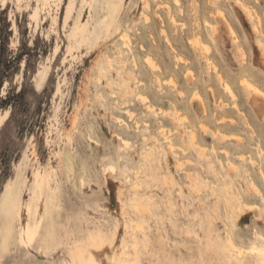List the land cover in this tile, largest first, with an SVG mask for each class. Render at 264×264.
<instances>
[{"label": "rangeland", "instance_id": "374dc122", "mask_svg": "<svg viewBox=\"0 0 264 264\" xmlns=\"http://www.w3.org/2000/svg\"><path fill=\"white\" fill-rule=\"evenodd\" d=\"M246 74L264 89V0H0V264H74L77 247L97 264L122 251L138 264H256L264 106L240 87ZM28 222L36 237L22 245Z\"/></svg>", "mask_w": 264, "mask_h": 264}, {"label": "bare ground", "instance_id": "6f19581e", "mask_svg": "<svg viewBox=\"0 0 264 264\" xmlns=\"http://www.w3.org/2000/svg\"><path fill=\"white\" fill-rule=\"evenodd\" d=\"M176 2H179V0H175ZM238 0H236V2H237ZM49 2V0H43V4H47ZM242 3V2H241ZM240 4V3H239ZM241 5V4H240ZM244 7H245V5H243ZM242 6V7H243ZM38 8V7H37ZM36 8V11H35V14H38V9ZM249 9V8H248ZM217 12H218V10H217ZM224 12L225 11H223L222 9H221V11H220V9H219V15H221V19H222V22H223V24H224V26L226 27V29L228 30V32L230 33V34H233V33H235V30H233L234 28H232V25L228 22V20H227V18H226V16H225V14H224ZM250 12V14H251V16H253L252 14H253V12L251 13V11H249ZM217 14V13H216ZM146 15V14H145ZM144 15V16H145ZM69 16V15H68ZM149 16V15H148ZM259 16V15H258ZM36 17V16H35ZM37 19V18H36ZM146 19H147V17H146ZM175 19V18H174ZM173 19V20H174ZM148 20V19H147ZM177 22V21H176ZM209 22V21H208ZM220 22V21H219ZM209 24H212L211 22H209ZM214 25H216V24H214ZM213 24H212V29H213V33H215V35H216V33L218 32V28H217V26H214ZM182 27V26H181ZM164 28V27H163ZM254 29H257V30H259V25H258V23L257 22H255L254 23ZM81 30L83 31V28H81ZM124 35H122V37H123ZM198 36V35H197ZM127 37V36H126ZM129 37V36H128ZM166 38V37H165ZM195 38V37H194ZM235 41H237L238 40V36L237 35H235ZM126 42V41H125ZM168 42H170L169 40H168ZM195 42V41H194ZM199 42V41H198ZM262 42V41H261ZM127 43V42H126ZM197 43V42H196ZM200 43V42H199ZM207 43V42H206ZM203 44V43H202ZM259 44H260V42H259ZM127 45V44H126ZM197 45H199V44H197ZM210 45V46H209ZM211 47L212 48V45L210 44V42H209V44L207 45V47ZM143 47V46H142ZM243 47V46H242ZM206 48V47H205ZM244 49V48H243ZM205 50V49H204ZM206 51H210V49L209 50H207V48H206ZM243 52V51H242ZM203 53V52H202ZM208 53V52H207ZM238 53V52H237ZM246 52H244V53H242V55L243 56H245L246 54H245ZM204 54H205V52H204ZM203 55V54H202ZM151 56V55H150ZM180 56V55H179ZM208 57V56H207ZM176 58V57H175ZM239 58H240V56H239ZM151 59L153 60V58H151V57H149L148 58V62L151 64V66L154 64L152 61H151ZM183 59V58H182ZM181 59V60H182ZM206 59V58H205ZM147 60V59H146ZM241 60V59H240ZM244 59H243V57H242V61H243ZM246 60V59H245ZM155 62V61H154ZM186 62V61H185ZM208 62H209V58H208ZM207 62V63H208ZM153 63V64H152ZM156 64V63H155ZM209 64H211V67L210 68H208L207 70H210L211 68L214 70L213 71V73H214V76L218 79V81L223 85V87H224V89H226L227 91H229V92H232L233 94H232V96L234 95V88H233V86L227 81V80H225V77L223 76V74H221L220 73V71H219V69H217V64H215V62H211V63H209ZM156 66V65H155ZM153 67H154V65H153ZM188 70V69H187ZM189 70H190V68H189ZM190 73H192V72H190ZM186 75H188L187 74V72H186ZM190 77H192V76H190ZM126 78H128L129 79V77H127L126 76ZM187 78H188V76H187ZM159 79V77H157L156 78V80H158ZM190 78H188V80H189ZM126 80V79H125ZM160 80V79H159ZM190 80H192V79H190ZM127 81V80H126ZM126 81H124V82H126ZM128 82V81H127ZM127 82H126V85H124L125 86V88H124V91H123V93H124V95H127V94H129L130 92H131V90H132V87L131 86H128V84H127ZM173 82V81H172ZM174 83H175V81H174ZM239 85H240V87H242L243 89H244V91L247 93V96L249 97V96H251V101H252V103H253V105H254V107L256 108V109H258V110H260V109H262L263 108V106H264V89L256 82V80L255 79H253L252 77H251V75H249V74H246V75H243L241 78H240V80H239ZM209 87H211V85L209 86ZM60 89V88H59ZM198 89V88H197ZM182 90V89H181ZM179 92V91H178ZM212 92H213V88H212ZM199 93V92H198ZM181 94V93H180ZM201 94V93H200ZM138 95H139V93H138ZM198 95V94H197ZM213 95H214V92H213ZM237 95V94H236ZM235 95V96H236ZM141 96V95H140ZM142 100H144V101H146V97H145V94H142ZM193 96V95H192ZM197 97V96H196ZM214 98H215V96H214ZM221 99V98H220ZM204 102V101H203ZM228 102V101H227ZM216 103V102H215ZM225 103V102H224ZM174 104V103H173ZM204 104V103H203ZM223 104V103H222ZM148 104H146V106H147ZM150 105H148V107H149ZM237 106V105H236ZM175 107V106H174ZM204 107H205V104H204ZM239 107V106H238ZM150 108V107H149ZM152 108V107H151ZM161 108V107H160ZM159 108V109H160ZM176 110V109H175ZM165 111V110H164ZM163 111V112H164ZM180 111V110H179ZM205 111H206V107H205ZM241 111V110H240ZM244 112V111H243ZM125 113H127L128 115H130V116H132L133 115V112L130 110V109H126L125 110ZM174 115V114H173ZM176 115V114H175ZM178 115V114H177ZM180 116V115H179ZM178 116V117H179ZM174 117H176V116H174ZM173 117V118H174ZM178 117L176 118V119H178ZM182 118V117H181ZM225 118H228V117H226L225 116ZM230 118V117H229ZM114 119H116L117 121H121V119H120V117L119 116H114ZM180 119V118H179ZM233 119V118H232ZM221 120H224V117L221 119ZM0 121H1V119H0ZM175 121V120H174ZM173 121V122H174ZM139 123V122H138ZM176 123V122H175ZM203 123V122H202ZM204 127H205V125H204ZM206 127H207V125H206ZM161 128H164L163 126H161ZM138 129V128H137ZM165 130V129H164ZM169 131H170V129H169ZM195 132H196V130H194ZM194 131H190V133H189V138H190V140H192L191 142H193L194 141V139H195V137H197L196 136V133L194 132ZM205 131H206V129H205ZM204 131V132H205ZM163 133V132H162ZM216 133V132H215ZM236 134V133H235ZM182 135V134H181ZM233 135V134H232ZM146 137V135L144 136V138ZM164 137H165V135H164ZM225 137V136H224ZM152 138H154V137H152ZM166 138V137H165ZM150 139H151V137H150ZM149 138H148V140H150ZM167 139V138H166ZM147 140V141H148ZM96 141V140H95ZM122 141H123V143L126 145L127 143H128V140L127 139H125V138H122ZM146 141V142H147ZM196 141H194V143H195ZM189 144V143H188ZM190 144H192V143H190ZM168 145V144H167ZM169 145H172V143L171 144H169ZM168 145V146H169ZM174 146V145H173ZM176 146V145H175ZM177 146H179V145H177ZM198 146H200V144L198 145ZM181 147V146H180ZM206 147V146H205ZM169 148H172V146L171 147H169ZM182 148V147H181ZM150 150H152L151 148H149ZM183 149V148H182ZM206 149V148H205ZM169 150H171V149H169ZM222 150V149H221ZM224 150H226V149H224ZM145 151H147V150H145ZM183 151H184V149H183ZM216 151V150H215ZM226 151H228L227 152V154L229 153V150L227 149ZM172 152H174V151H172ZM200 153V152H199ZM178 154V153H177ZM202 154V153H201ZM144 155H147V156H145V157H147V159H149L148 161L150 162V164L151 165H153L152 167H154V165H156V160L157 159H159L160 160V158H158L157 157V159H155L154 157H149V155H152V151H149V152H147L146 154L144 153ZM209 156V155H208ZM242 159H244V153L240 156ZM188 160V159H187ZM190 160V159H189ZM158 161V160H157ZM193 161V160H192ZM149 164V163H148ZM159 164V163H158ZM223 164V163H222ZM231 164H232V162H231ZM230 164V165H231ZM233 164H234V166L236 167V165H235V163L233 162ZM179 166V165H178ZM232 166V165H231ZM109 167H111V170L112 169H115L114 168V165H110ZM108 167V168H109ZM155 167H158V166H155ZM151 168V167H150ZM110 169V168H109ZM153 169V168H152ZM232 169H234V168H232ZM155 170H156V168H155ZM158 170V169H157ZM235 170V169H234ZM262 173H263V171H262ZM187 176H189V175H187ZM190 176H192V175H190ZM190 176L188 177V178H190ZM201 176V175H200ZM194 177V176H193ZM158 179V178H157ZM193 180H195L194 178H192ZM192 179H190V180H192ZM46 175L45 174H43V175H41L40 173H37V175H36V182H37V184H38V186H42L44 183H46ZM82 180V179H81ZM170 180H172V178L170 179ZM165 181V180H164ZM253 181V180H252ZM254 182V181H253ZM135 185L137 186V184L135 183ZM139 185H140V182H139ZM196 185H197V183H196ZM252 185V184H251ZM255 185V184H254ZM257 185V184H256ZM196 189V188H195ZM201 189V188H200ZM260 189V188H259ZM258 189V190H259ZM198 191H199V188H198ZM197 191V192H198ZM201 191V190H200ZM260 191V190H259ZM261 192V191H260ZM200 193V192H199ZM215 193H216V191H215ZM199 199V198H198ZM256 204V203H255ZM134 206H135V208L137 209V210H139V211H141L142 212V208H146L147 206H145L142 202H141V200L139 199V198H135L134 199ZM145 206V207H144ZM217 206V205H216ZM215 205H214V207H213V209L216 207ZM123 207H124V205H123ZM253 207V206H252ZM251 207V208H252ZM218 208V207H217ZM29 209V211H30V207L28 208ZM148 209H149V207H148ZM216 209V208H215ZM146 210H147V208H146ZM145 211V210H144ZM209 211V210H208ZM122 212V211H121ZM150 212V211H149ZM212 213V212H211ZM122 214H123V212H122ZM125 214V213H124ZM196 216V215H195ZM237 216H239V215H237ZM260 216H262V215H260ZM128 219V218H127ZM129 220V219H128ZM126 221V220H125ZM134 221V220H133ZM131 223V222H130ZM139 223V222H138ZM127 224H129V223H126V225ZM142 223H139V229H140V227H141V229H142V225H141ZM130 227H131V225H130ZM135 228L137 229L138 227H137V225H135ZM37 229H38V227L36 226V225H33V224H31V223H26V225L22 228V230H21V232H20V239H19V241L22 243V245H29V244H31L32 243V241L35 239V237H36V233H37ZM134 229V228H133ZM136 229H134L133 231H135ZM131 230V229H130ZM117 231V230H116ZM140 231V230H139ZM144 231V230H143ZM134 236V235H133ZM230 237H231V235H229ZM258 236H260V235H258ZM232 239V238H231ZM230 239V241L231 242H229V246H230V248H231V250H233L234 251V253H236L237 255L238 254H241L242 252H243V247H241V246H238L237 244H235L232 240ZM101 241V243H103V241L102 240H100ZM100 241H99V244H98V240L96 239L95 240V242L92 240V242H94V244L96 245L97 244V246H102V245H100ZM97 242V243H96ZM92 244V243H91ZM93 246V245H92ZM104 246V245H103ZM94 247V246H93ZM96 247V246H95ZM134 247V246H133ZM76 248V247H75ZM100 249V248H99ZM226 249H228V248H226ZM245 249V248H244ZM248 249H250L254 254H255V258H256V264H264V243L262 242V243H258V242H256L253 246H251V247H249ZM85 248L83 247H77L76 249H75V251H72V253H71V257H72V261L74 262V264H97L96 262H95V258H94V255L92 254V253H88V255H86L85 254ZM249 250V251H250ZM124 254H126V252H120V253H117V252H115L114 253V255L111 257V264H138V260H139V258L137 259L136 258V256L138 255H136L135 253H134V255H135V258L133 259V258H130V257H128V258H125V256H124ZM236 255V256H237ZM240 256V255H239ZM236 263V262H235Z\"/></svg>", "mask_w": 264, "mask_h": 264}]
</instances>
